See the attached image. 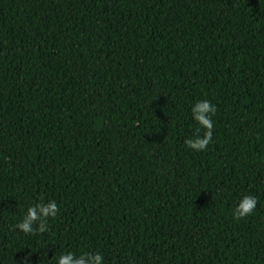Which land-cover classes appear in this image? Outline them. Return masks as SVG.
<instances>
[{
	"label": "trees",
	"instance_id": "trees-1",
	"mask_svg": "<svg viewBox=\"0 0 264 264\" xmlns=\"http://www.w3.org/2000/svg\"><path fill=\"white\" fill-rule=\"evenodd\" d=\"M37 198L49 229H13ZM65 250L264 264V0H0V264Z\"/></svg>",
	"mask_w": 264,
	"mask_h": 264
},
{
	"label": "clouds",
	"instance_id": "clouds-1",
	"mask_svg": "<svg viewBox=\"0 0 264 264\" xmlns=\"http://www.w3.org/2000/svg\"><path fill=\"white\" fill-rule=\"evenodd\" d=\"M217 111L216 105L211 100L198 99L190 107L192 120L196 122L194 137L187 138L185 144L194 151L206 150L212 139L213 117ZM203 129V134L200 131ZM258 198L252 194H245L239 198L232 210L234 219H241L251 215L256 209ZM60 213V207L55 199L45 201L37 198L26 206L21 218L13 225V229H19L25 235L44 233L49 229L48 221L54 219ZM47 256V252L45 253ZM30 264V262H29ZM55 264H104V256L101 252L72 250L62 251L56 258Z\"/></svg>",
	"mask_w": 264,
	"mask_h": 264
}]
</instances>
